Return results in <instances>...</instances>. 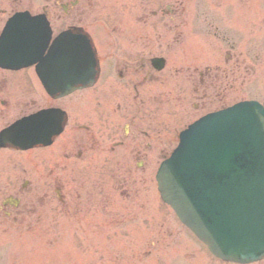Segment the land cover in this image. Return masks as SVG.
I'll list each match as a JSON object with an SVG mask.
<instances>
[{"label":"rangeland","instance_id":"rangeland-1","mask_svg":"<svg viewBox=\"0 0 264 264\" xmlns=\"http://www.w3.org/2000/svg\"><path fill=\"white\" fill-rule=\"evenodd\" d=\"M258 1L247 0L245 5ZM110 2L117 7L103 6L100 12L87 15L86 25L100 51L116 41L123 47L119 56L131 49L138 59L146 49L157 53L160 42L168 43L167 51L160 48L169 59L161 73L163 84L153 83L142 93L146 100L154 93L164 94V100L160 105L147 102L139 111L140 105L131 102V93L125 87L101 89L99 85L60 100L70 112V125L56 145L24 152L0 149V264H215L199 243L192 242L190 230L162 201L155 175L164 155L176 144L178 132L203 113L241 98L236 96L239 83L226 103L208 98V104L200 98V91L193 93L185 76L175 70L194 53L189 49L183 57L178 55L174 49L178 44L176 30L161 29L163 19L157 17L141 23L144 15L130 0ZM61 16L56 14V26H64ZM193 17L190 12H182L185 21ZM183 34L185 49L200 42L206 52L207 38L200 30L185 28ZM259 72V77H252L243 88L245 97L253 96L254 88L259 87L264 100V61ZM240 75L239 71L232 72V82H239ZM25 78L12 75L6 79L9 90L1 93L0 99L6 106L10 104V109L0 105V129L21 114L48 104L44 90H36ZM195 102L198 106L193 105ZM133 117L137 119L136 130L146 136H138L129 126ZM79 124L90 127L93 136L82 142L86 147L81 153L77 146L66 158L59 151L61 144L65 138L77 139L74 129ZM121 140L124 147L112 152ZM136 145L143 150L136 153ZM25 180L29 183L22 189ZM57 182H65L64 203L58 199ZM9 195H17L22 202L11 219L7 216L13 208H2L3 199Z\"/></svg>","mask_w":264,"mask_h":264},{"label":"water","instance_id":"water-1","mask_svg":"<svg viewBox=\"0 0 264 264\" xmlns=\"http://www.w3.org/2000/svg\"><path fill=\"white\" fill-rule=\"evenodd\" d=\"M158 180L164 199L216 254L242 260L264 254L261 105L242 103L197 123L162 164Z\"/></svg>","mask_w":264,"mask_h":264},{"label":"flooded vegetation","instance_id":"flooded-vegetation-1","mask_svg":"<svg viewBox=\"0 0 264 264\" xmlns=\"http://www.w3.org/2000/svg\"><path fill=\"white\" fill-rule=\"evenodd\" d=\"M6 1L11 2L9 9H15L23 5H26L25 7L29 10L36 8L33 0H0V20L2 15L7 10V8L3 6L4 2ZM108 1L109 0H47L46 4L41 6V9L47 14L50 20L54 17V13L62 12L65 19V28L67 29L76 26L86 27L85 22L87 15L96 14L97 11L100 12L101 8H103L102 3H107ZM246 1L247 0H228L223 7L225 21L222 23L211 22L214 29H220L223 25V37L227 45L225 46L226 63L224 68L221 71L215 72L209 68L210 65L207 66L208 80L203 79L202 84H206L205 91L208 94H213L214 91L220 86V83L224 92L229 90L234 85V83H232V72L234 71L241 72L242 75H240V77H242V79L244 78L245 81L247 73V60L250 59L252 61H259L262 59L261 42H264V0H259L257 6H250L248 10H246V8L243 6ZM214 3L215 0H211L212 5L208 9L202 10L201 7L198 9L201 12L210 14L211 11L221 8L220 6H215ZM130 4L137 7L143 14L150 12L156 14L159 10H161L163 13L173 14L176 21L170 25L174 29L178 30L179 35H181V30L184 25L180 18L181 13L184 10L183 0H130ZM104 6L108 7V5ZM166 7H168V9H166ZM176 15H179L178 18ZM143 18L148 19L145 16ZM147 23L148 21L144 22V24ZM163 27H167V23H163ZM247 31H249V38L246 37ZM247 43L249 45L248 47ZM258 46L260 48H258ZM148 59V56L142 55L139 59L134 60L133 52L131 51L127 54H122V57H116V62L113 65V69L108 70L109 67L107 66V69L103 68L101 70L102 77L106 78L110 75H113L114 85H112V88H118V86L115 85V79H118V81H121V85H119V87H126V89H129L133 92L136 91L137 94L140 95L139 93L142 91L144 86L148 85L151 80L154 79V74L151 72ZM23 71L24 70L7 71L0 69V93L8 90L7 86L5 85V83H7V75L18 73V78L22 79L20 73ZM192 78L195 80L193 74ZM1 102L4 105L3 108L10 107V104L7 107L5 106L3 99ZM54 102L48 101L49 104L43 106L42 108L61 107L64 111H67V113L69 112L61 101L57 103ZM68 128L69 123L66 124L64 131L59 136L55 137L54 143L52 145L59 143L58 140L63 134H65ZM74 130L77 132L75 134L77 139L70 141V139L65 138L61 144L62 150H59L60 153L66 158H69L71 154H73L71 152L74 151V147L79 146V148H82L84 145L82 142L89 139L88 135L90 129H87L85 133H81L79 126H77V128ZM140 148L141 146H139V149ZM213 261L215 264H236L218 260ZM251 264H264V258Z\"/></svg>","mask_w":264,"mask_h":264}]
</instances>
